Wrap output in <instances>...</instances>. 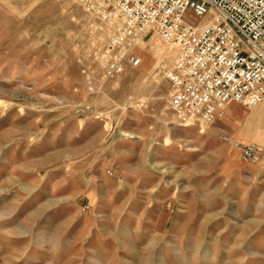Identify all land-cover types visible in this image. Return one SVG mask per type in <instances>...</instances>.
I'll return each mask as SVG.
<instances>
[{"label":"rangeland","instance_id":"1","mask_svg":"<svg viewBox=\"0 0 264 264\" xmlns=\"http://www.w3.org/2000/svg\"><path fill=\"white\" fill-rule=\"evenodd\" d=\"M91 21L78 0H0V264H264V154L221 136L264 147V105L185 124L163 38L106 78Z\"/></svg>","mask_w":264,"mask_h":264},{"label":"built area","instance_id":"2","mask_svg":"<svg viewBox=\"0 0 264 264\" xmlns=\"http://www.w3.org/2000/svg\"><path fill=\"white\" fill-rule=\"evenodd\" d=\"M78 2L98 21L89 26L106 35L95 54L106 78L140 63L133 49L145 33L163 38L171 59L159 63L157 74L168 83L169 109L183 123L209 124L230 101L264 105V0ZM221 136L246 162L264 154L260 143Z\"/></svg>","mask_w":264,"mask_h":264}]
</instances>
